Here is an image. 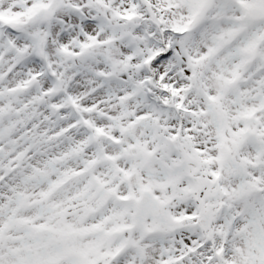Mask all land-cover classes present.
Returning <instances> with one entry per match:
<instances>
[{
    "label": "snow or ice",
    "instance_id": "1",
    "mask_svg": "<svg viewBox=\"0 0 264 264\" xmlns=\"http://www.w3.org/2000/svg\"><path fill=\"white\" fill-rule=\"evenodd\" d=\"M0 264H264V0H0Z\"/></svg>",
    "mask_w": 264,
    "mask_h": 264
}]
</instances>
